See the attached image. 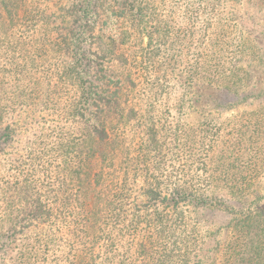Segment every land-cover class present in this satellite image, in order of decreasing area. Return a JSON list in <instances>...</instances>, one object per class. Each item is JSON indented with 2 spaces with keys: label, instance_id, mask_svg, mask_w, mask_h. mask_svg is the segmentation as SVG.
<instances>
[{
  "label": "trees",
  "instance_id": "trees-1",
  "mask_svg": "<svg viewBox=\"0 0 264 264\" xmlns=\"http://www.w3.org/2000/svg\"><path fill=\"white\" fill-rule=\"evenodd\" d=\"M220 1L229 14L212 15L214 0H198L196 6L185 2L183 15L190 23L214 18L216 25L225 17L227 47L248 54L258 45L263 51L264 21L260 25L243 18L238 9L244 6L264 18V0ZM163 2L0 0L4 39L15 38L0 52V126L12 121L0 129V153L12 142L14 117L46 114L57 119L20 157L0 160V176L6 168L2 163H9L13 171L6 186L24 194L52 187L49 194H55L64 185L69 198L61 205L48 201L50 195H25L13 208L1 203L0 217L7 216L10 228L35 224L39 251L46 257L61 252L57 258L64 256L67 264H203L198 258L210 242L203 230L214 220L203 223L197 210H219L232 216L226 227L233 234L222 245L221 264H264V208H255L264 197L254 194L264 167V156L257 154L264 143V105L233 125L203 116L204 130L199 120L183 121L181 109L171 121L161 112L145 116L148 110L141 116L132 100L134 80L124 64L133 58L135 67L154 68L158 44L151 45L149 36L143 47L140 37L158 33V28L163 36L159 33L157 40L170 36L172 20L154 12ZM244 21L254 25L252 32L243 31ZM191 28L180 31L175 65L184 60L181 50L187 49ZM15 31H22L17 38ZM31 32L38 35L36 46L27 43L34 38ZM208 48L219 55V39H211ZM202 57L198 68L212 75L204 79L218 85L208 54ZM232 67L243 85L248 72ZM109 68H116L113 76H106ZM191 78L201 81L184 79L193 82ZM227 90V97L242 99L237 89ZM152 97L146 99L153 108ZM158 122L169 126L160 128ZM161 130L169 135L161 136ZM247 150H255L256 157L246 158ZM5 242L0 238V249ZM215 261L207 264H220Z\"/></svg>",
  "mask_w": 264,
  "mask_h": 264
},
{
  "label": "rangeland",
  "instance_id": "rangeland-1",
  "mask_svg": "<svg viewBox=\"0 0 264 264\" xmlns=\"http://www.w3.org/2000/svg\"><path fill=\"white\" fill-rule=\"evenodd\" d=\"M28 2H30V0H28ZM185 2H193V4H195L194 6H196L198 0H164L162 4H157L156 9H154L157 18L158 15H160L162 20H172V27H174L170 32V36L163 39V42H160V39L157 40L159 33L163 36L160 28H158V33L156 32L152 35L144 33L143 36L140 37L143 47L148 44L149 36H151L152 40L150 43L151 45L153 43L158 44L157 50L153 53L155 56L151 60L154 68L150 65L148 67H135L132 65L133 58L125 62L124 68L132 77V80H134V83L130 88L131 95L133 96L132 100L138 105L136 109H139L141 116L145 114V111L149 110L150 112L148 114L146 113L145 116H150L153 113L160 114L161 112V114L166 116L165 118H168V121H171L174 111L181 109V111L178 112H180V114L183 113V121L193 123L199 120L198 123L199 125L202 124L200 127L204 130H206V128L204 127L205 125H203V116L206 115L215 118L218 122L221 120H227V123L231 122L230 125H233L239 116L245 117L242 115L245 112H249L251 109L259 108L264 105V50L262 51L258 45H254L255 48L250 50L248 54H241L236 48L227 47V21L223 20L225 17H222L221 20L223 22L220 23V25H216L215 22L212 21L214 18H211L204 23L203 21L200 23L196 20L194 23H190L183 15L184 11L182 7ZM214 4L215 6H210V13L212 12V15L214 13H230V10L227 9V4L222 6V1L217 3V0H214ZM53 11L54 8L51 6L49 12ZM238 13L239 15L241 14L243 18H253L260 25L263 24V13L256 14V12L245 9L244 6L238 9ZM204 17L200 20H203ZM153 25L154 23L151 24L152 27ZM244 25L247 30L243 31L252 32L254 30V25L251 24L250 21H244ZM186 26L193 27L191 28L193 30V35L190 36L187 49L181 50L184 60L179 59L180 64L175 65L174 62L179 57H176V54L180 51L177 42L182 38L180 31L181 29H185ZM4 29L5 27H0V52L3 50L2 47L5 46L7 41L10 43L15 42V38L13 37L7 40L4 39ZM156 30L157 27L154 31ZM21 32L22 31L15 33L16 38L19 37ZM25 34H28V32ZM33 35L34 33L31 32L30 37ZM37 36L38 35L35 34L33 39L29 38L27 43L36 46L37 39L35 38ZM233 36L234 34L231 35V38ZM251 36H253L252 33ZM216 37L219 39L221 46L219 55H213L212 49L208 51L211 39ZM173 40H175L174 44L172 43ZM206 47L208 50H206ZM256 47H258L260 51L256 50ZM205 53L208 54L209 63H212L215 67L216 75L214 76H218V80L216 81L218 85L207 84V81L204 78L212 75L208 72L203 74L198 68L197 62L203 60L202 56ZM222 63L223 66H221ZM101 66H103V71H105L106 64L104 63ZM232 66H236V69H238V67L242 68L248 72L247 76L244 78L245 81L243 80L244 83L242 82L243 85H238V79L235 74L236 71L233 70ZM40 69L41 68L39 67V70ZM109 69L110 70H106V76H113L114 74L112 71L116 68ZM187 76L195 78L199 77L201 81H194V79L191 78L193 82H189L184 79ZM94 84L97 83L94 82ZM206 85H208V87ZM223 86H225V88H223ZM229 88L232 90L237 89L238 94H243L242 99L236 100L231 99L230 96L227 97L226 93ZM223 92H225V94ZM231 92L232 91H230V93ZM2 95L5 96L4 94ZM151 95L153 96L152 100H154L151 101L153 108L150 107V102L146 99ZM261 111L264 112V109ZM0 112H4L3 108H0ZM28 115L27 118L25 115L14 117L13 121L15 122L14 126L16 129L11 137L12 142L5 146V149L0 153V160L20 157V155L25 153L24 147L26 145H34L39 139L40 134L45 132L48 125H55L57 123L55 117L47 116L46 114ZM11 122L12 121H5V123L0 126V129H4L7 124L10 125ZM158 123L160 125V122ZM162 124L167 127L169 126L164 122H161V125ZM137 128L139 127H135V129ZM161 132V136L169 135V133L166 134L162 130ZM2 134L4 135L6 132L2 131ZM261 147L262 149L259 150L257 154L261 153V155L264 156V143ZM229 152H231L230 149L228 150V155L232 154ZM245 153V157L247 156L246 158H248L250 155L254 156V153L256 152L255 150H247ZM2 164L6 166L5 170H2L1 173L4 177L0 176V184L3 183L0 185V204L2 203L3 206L9 205L13 208L14 205L17 206L21 204L22 198L25 195H43L44 197L50 195V199H48L50 202L58 201L61 205L69 203V198L67 197L68 192H64V185H61L60 189L55 194L54 192L49 194V190H53L52 187H50V189L42 187L40 189L42 191L37 192L33 189L27 194H24L18 187L15 189V186H6L5 183L7 182V176L10 175L13 170L9 163L5 164L3 162ZM261 171L263 172V175L259 178V182L256 185V192L254 194L264 197V167L261 168ZM58 186L59 185L56 184V188ZM57 197L59 199H57ZM258 204L261 206H257ZM261 207L264 208V199H258L257 204L255 205V208ZM263 211L264 209L262 212ZM197 216L204 220L203 223H206V220H214L213 226H206L203 230L204 239L210 240V242L202 252H200L198 260L202 261L203 264H207L216 259L215 262L219 263L220 259L223 260L225 258V255L223 254L224 250L220 251L222 245H225L233 235L229 228L226 227L232 216L227 213V216L224 217L219 210L216 212L197 210ZM6 219V215L0 217V238L6 239L4 249H0V264H46L47 260L50 261V264H67L64 256L57 258L61 252L54 256L46 257L41 251H39L41 248H39L40 244L35 236L37 233V230L34 228L35 224L24 227V224L21 223L10 228ZM65 251V249L62 250L63 253ZM193 260L195 259L193 258Z\"/></svg>",
  "mask_w": 264,
  "mask_h": 264
}]
</instances>
